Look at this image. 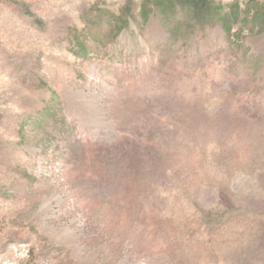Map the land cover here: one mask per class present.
Segmentation results:
<instances>
[{"label": "rangeland", "instance_id": "obj_1", "mask_svg": "<svg viewBox=\"0 0 264 264\" xmlns=\"http://www.w3.org/2000/svg\"><path fill=\"white\" fill-rule=\"evenodd\" d=\"M0 264H264V0H0Z\"/></svg>", "mask_w": 264, "mask_h": 264}]
</instances>
